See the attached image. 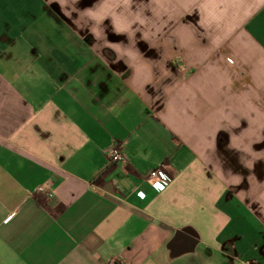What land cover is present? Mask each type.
<instances>
[{
  "label": "crops",
  "instance_id": "1",
  "mask_svg": "<svg viewBox=\"0 0 264 264\" xmlns=\"http://www.w3.org/2000/svg\"><path fill=\"white\" fill-rule=\"evenodd\" d=\"M261 104L264 0H0V264H264Z\"/></svg>",
  "mask_w": 264,
  "mask_h": 264
},
{
  "label": "rangeland",
  "instance_id": "2",
  "mask_svg": "<svg viewBox=\"0 0 264 264\" xmlns=\"http://www.w3.org/2000/svg\"><path fill=\"white\" fill-rule=\"evenodd\" d=\"M256 102H261V101H258L256 99ZM262 116H264V105L261 104V105H259V106L256 107V119H259V118L262 119ZM261 119L256 120V123L254 124V131L255 132H259L260 131V133H261V132L264 131V130H262L263 129L264 122L263 121H260ZM221 136H222V138L224 137V135H221ZM258 137H257V139H258ZM261 138H263V139L260 140L259 143H264V134H262V133H261ZM257 139L255 138V140H254L255 143H254L253 150H254L255 155H253V157H254L253 160H255V159H257V158L260 157V161L259 160H256L254 162L255 165H254V172L253 173H254V178H255L256 183H258V182L260 183L261 181L264 180V171H263L264 170V153H263L264 152V149L262 150V148H264V145L259 144L257 142L258 141ZM222 141H224V140H222ZM242 141H244V143H242V146L244 147L245 146V140H241V142ZM229 151L230 150H228V152ZM257 152L258 153L259 152L260 153L262 152L263 153L262 156L260 154H258ZM229 153H230L229 154L230 156L228 155L229 159L233 163L239 164L240 170L242 171L243 167L246 166V165H244L245 159H243V158H246V155L245 156L244 155H241V154L234 155L232 152H229ZM248 156H251V154L248 155Z\"/></svg>",
  "mask_w": 264,
  "mask_h": 264
},
{
  "label": "built area",
  "instance_id": "3",
  "mask_svg": "<svg viewBox=\"0 0 264 264\" xmlns=\"http://www.w3.org/2000/svg\"><path fill=\"white\" fill-rule=\"evenodd\" d=\"M229 63H232V60H228ZM109 159L111 163H119L125 159L123 151L120 146H115L109 151ZM171 177L161 169L151 170L148 176V182L150 186L157 192L163 191L168 184L171 182ZM39 192L43 191V186H39L37 189ZM51 196V194H48ZM8 220V219H7Z\"/></svg>",
  "mask_w": 264,
  "mask_h": 264
},
{
  "label": "trees",
  "instance_id": "4",
  "mask_svg": "<svg viewBox=\"0 0 264 264\" xmlns=\"http://www.w3.org/2000/svg\"><path fill=\"white\" fill-rule=\"evenodd\" d=\"M224 147H226V144H223Z\"/></svg>",
  "mask_w": 264,
  "mask_h": 264
}]
</instances>
